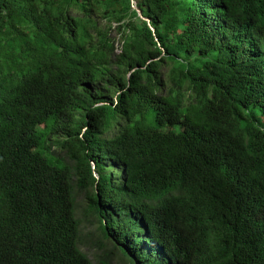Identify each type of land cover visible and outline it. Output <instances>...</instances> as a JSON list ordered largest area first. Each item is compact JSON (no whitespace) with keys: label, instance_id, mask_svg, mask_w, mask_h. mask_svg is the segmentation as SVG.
<instances>
[{"label":"trees","instance_id":"1","mask_svg":"<svg viewBox=\"0 0 264 264\" xmlns=\"http://www.w3.org/2000/svg\"><path fill=\"white\" fill-rule=\"evenodd\" d=\"M78 195L121 264H264V0H0V264H93Z\"/></svg>","mask_w":264,"mask_h":264},{"label":"rangeland","instance_id":"2","mask_svg":"<svg viewBox=\"0 0 264 264\" xmlns=\"http://www.w3.org/2000/svg\"><path fill=\"white\" fill-rule=\"evenodd\" d=\"M106 134L103 137L107 138ZM53 151L58 152L55 148ZM111 170V169H110ZM108 170V171H110ZM89 202L81 195L75 197V217L81 222L80 237L82 238L80 250L87 255L93 264H121L116 258L108 256L105 252L104 245L96 241L99 234V224L96 217L88 210Z\"/></svg>","mask_w":264,"mask_h":264},{"label":"water","instance_id":"3","mask_svg":"<svg viewBox=\"0 0 264 264\" xmlns=\"http://www.w3.org/2000/svg\"><path fill=\"white\" fill-rule=\"evenodd\" d=\"M133 9L135 8L133 7ZM135 10H136L137 15L141 18V12L138 9H135Z\"/></svg>","mask_w":264,"mask_h":264}]
</instances>
